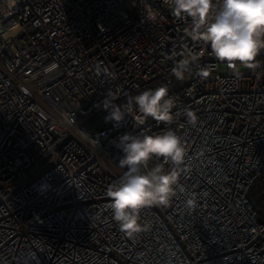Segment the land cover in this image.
Instances as JSON below:
<instances>
[{
  "label": "built area",
  "instance_id": "2783aa9c",
  "mask_svg": "<svg viewBox=\"0 0 264 264\" xmlns=\"http://www.w3.org/2000/svg\"><path fill=\"white\" fill-rule=\"evenodd\" d=\"M190 26L164 0H0V264H264V52L234 71ZM188 50L203 55L180 81ZM162 84L171 125H141L135 110L105 121L107 92L126 107ZM169 128L186 148L185 191L142 208L149 228L128 238L107 196L127 170L113 141Z\"/></svg>",
  "mask_w": 264,
  "mask_h": 264
},
{
  "label": "clouds",
  "instance_id": "9594fccd",
  "mask_svg": "<svg viewBox=\"0 0 264 264\" xmlns=\"http://www.w3.org/2000/svg\"><path fill=\"white\" fill-rule=\"evenodd\" d=\"M171 5L173 16L191 18L190 28L185 29L187 36L194 41H203L210 46V55L228 68L238 71L240 67L255 70L260 67L257 57L264 52V0H164ZM150 20H155V13H150ZM4 30L0 29V35ZM6 38V37H5ZM172 68L177 80H184L191 75L203 53L188 50ZM52 65L45 71H52ZM201 78L209 76L207 68H200L197 73ZM118 97L107 92L101 102L107 111L106 122H112L119 128L128 112L137 111L138 123L143 125L150 117L156 122L171 125L174 122V99L169 96L167 85L147 89L128 100L127 106L115 104ZM187 122L195 126L197 115L186 109ZM122 155L119 166L127 170L117 183L110 185L107 196L111 198L113 219L120 230L128 237L147 231L148 224L140 223L139 212L148 206H169L177 195L179 176L185 164L186 148L181 138L171 128L160 134L141 131L138 134L126 132L113 141ZM162 162H159L161 161ZM151 161H157L149 167ZM165 164L172 166L165 171ZM186 207H196L195 197L186 200Z\"/></svg>",
  "mask_w": 264,
  "mask_h": 264
}]
</instances>
